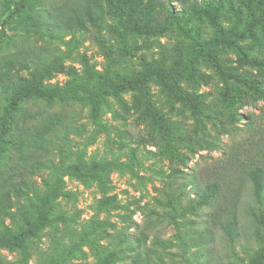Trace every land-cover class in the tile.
<instances>
[{
    "label": "rangeland",
    "instance_id": "obj_1",
    "mask_svg": "<svg viewBox=\"0 0 264 264\" xmlns=\"http://www.w3.org/2000/svg\"><path fill=\"white\" fill-rule=\"evenodd\" d=\"M75 1L30 0L3 25L18 0H0V128L8 119L0 236L20 234L28 254L23 261L18 250L1 246L0 264H252L260 252L264 264V195L254 197L247 174L264 168V101L235 79L264 76L233 49L201 59L196 84L180 81L196 101L197 116L171 85L154 78L146 86L154 120L130 91L105 95L96 114L83 95L63 102L27 96L9 108L24 80L64 85L69 76L60 65L81 73L86 62L100 75L110 56L117 60L116 78L132 77L150 61L182 63L195 46L173 24L178 0H156L128 35L124 55L118 52L121 22L107 10L80 28L61 27ZM248 13L242 9L241 25ZM22 15L37 17L39 32H25ZM219 22L227 29L235 18L224 11ZM190 26L199 42L214 36L205 19L194 18ZM240 44L264 60V31ZM227 96L236 98L234 105ZM80 159L110 163L106 193L67 173ZM209 183L217 189L201 204L196 195ZM45 199L52 223L33 231ZM227 223L234 224L233 239Z\"/></svg>",
    "mask_w": 264,
    "mask_h": 264
},
{
    "label": "trees",
    "instance_id": "obj_2",
    "mask_svg": "<svg viewBox=\"0 0 264 264\" xmlns=\"http://www.w3.org/2000/svg\"><path fill=\"white\" fill-rule=\"evenodd\" d=\"M30 0H18L14 10L2 21L6 25L14 14H19L22 8ZM180 9L172 12L171 18L178 32L194 40V48L189 58L172 66H166L164 62L150 61L145 63L141 70L132 77L116 78L113 75V69L117 60L108 57L107 65L100 75H94L91 68L84 62V69L79 73L76 69L60 65L57 70L69 76L64 85L52 88L45 87L40 78L24 80L18 91L13 95L9 108L14 109L18 103L27 96L37 98L57 100L60 102L76 98L83 95L88 100L93 113L96 114L100 100L105 95H115L124 91L133 92L135 104L138 108L143 107L149 114L150 120H154L152 102L147 93V83L154 78L159 82L171 85L173 94L180 100L183 106H191L195 116L198 114V108L195 99L187 93L180 85V81L186 79L196 84V77L199 73L196 65L201 59L213 60L215 53L219 48L228 47L239 54L241 60L247 64L258 68L261 76H264V60H257L250 57L240 42L246 38L255 36V31L261 29L264 31V0H178ZM156 0H76L67 10H64L65 17L61 21V27L64 29L80 28L84 25L85 19L92 20L97 14L104 10L109 11L117 17L122 29L120 31V45L118 47L119 55L128 52L127 41L131 32L138 31L139 21L144 15L149 14L155 7ZM248 13V21L241 25L242 9ZM228 12L235 18V23L224 29L219 22L220 15ZM22 12V11H21ZM24 31L27 33H37L40 30V23L37 17L33 15H22ZM194 18L205 19L214 29V36L203 42L192 37L190 28ZM26 20V21H25ZM4 27V26H3ZM2 32L0 35H2ZM202 77V76H201ZM263 78V77H262ZM236 81L243 85L246 91L254 96V99L264 101V80L235 77ZM229 105H234L236 98L226 97ZM8 113V111H7ZM8 129V119L5 118L0 128V155L2 153V141ZM109 162H86L78 160L66 168L68 174L80 180L83 184L89 185L95 182L101 192L106 193L109 186L104 180L103 174L107 172ZM249 179L253 185V195L256 199L264 195V168L254 166L247 170ZM207 190L196 196L201 204H206L211 194L217 189L218 184L207 185ZM50 202L45 199L38 208V215L33 223V231L49 226L52 220L48 213L51 209ZM225 233L229 239L234 237V224L227 223L224 227ZM3 246L9 250H18L23 261L27 260L28 254L23 237L20 234H4L0 236V247ZM113 257V255H111ZM263 253L260 252L252 264H262Z\"/></svg>",
    "mask_w": 264,
    "mask_h": 264
}]
</instances>
